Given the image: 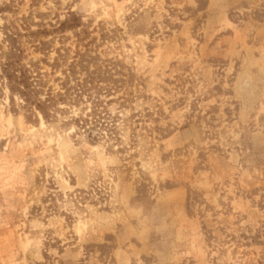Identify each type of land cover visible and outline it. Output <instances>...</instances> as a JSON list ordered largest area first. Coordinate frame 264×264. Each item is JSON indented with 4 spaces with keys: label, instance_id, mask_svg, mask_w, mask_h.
<instances>
[{
    "label": "rangeland",
    "instance_id": "374dc122",
    "mask_svg": "<svg viewBox=\"0 0 264 264\" xmlns=\"http://www.w3.org/2000/svg\"><path fill=\"white\" fill-rule=\"evenodd\" d=\"M0 6L46 43L26 46L46 89L65 93L81 51L78 73L111 82L99 97L128 100L109 106L122 143L94 145L70 122L88 96L46 122L0 73V264H264V0ZM7 52L0 30V71Z\"/></svg>",
    "mask_w": 264,
    "mask_h": 264
},
{
    "label": "trees",
    "instance_id": "16d2710c",
    "mask_svg": "<svg viewBox=\"0 0 264 264\" xmlns=\"http://www.w3.org/2000/svg\"><path fill=\"white\" fill-rule=\"evenodd\" d=\"M8 10V6H0V16H3ZM2 18V17H1ZM74 20H76L74 18ZM76 22V21H74ZM1 28V27H0ZM81 28L79 23L68 24L67 21L62 23L56 32L64 34L66 30H77ZM4 36V44L7 46V54L1 65V77L7 81L8 90L11 94V101L19 98L22 101L23 109L32 113L38 119L36 114H40L46 122L56 118L61 109L62 104H82L84 97L88 96L90 100V109L85 110L76 117H71V121L77 131L85 135L88 143L96 144L103 138L111 139L115 144H121L123 141L122 132L125 127L123 118L120 113H113L109 106L117 101L127 103V98H119L103 100L99 97L102 90H108L105 87H110L111 82H105V87L101 86L103 82L95 74L87 70L82 76L78 70L83 69V64L80 60L84 58V54L78 51L75 57L72 58V63L68 68L63 69L62 73L65 77L64 90L65 93L56 92L53 88L47 87V74L43 73L41 67L33 61L27 62L26 46L31 45L36 51L44 52L45 42L36 41L35 37L39 32L34 33L28 29H22L13 22H6L0 29ZM68 56H63L62 52H58V57L54 63L50 64L47 60L42 59L41 62L51 67L56 71L61 63H64ZM61 62V63H60ZM100 71L101 69H96ZM74 79L76 85L74 88H69L71 80ZM98 92V93H97ZM109 92V91H107ZM70 93L75 94L74 99H69ZM72 100V101H71ZM61 194L49 193V199L56 202Z\"/></svg>",
    "mask_w": 264,
    "mask_h": 264
}]
</instances>
